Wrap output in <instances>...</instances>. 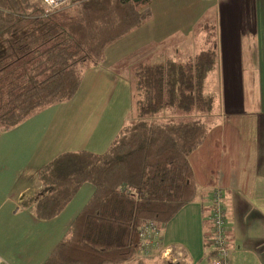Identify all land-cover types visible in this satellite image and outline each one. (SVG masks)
Here are the masks:
<instances>
[{"label": "trees", "instance_id": "obj_1", "mask_svg": "<svg viewBox=\"0 0 264 264\" xmlns=\"http://www.w3.org/2000/svg\"><path fill=\"white\" fill-rule=\"evenodd\" d=\"M150 4L73 0L48 14L37 0H0V133L71 100L110 46L150 21ZM199 30L201 48L187 58L175 56L177 46L152 49L158 64L132 54L133 113L106 152L63 153L38 172L42 189L20 207L41 220L58 215L83 184L94 188L46 264L140 261L134 256L144 221L162 229L196 199L188 157L215 124V94L206 88L217 66L214 16Z\"/></svg>", "mask_w": 264, "mask_h": 264}, {"label": "crops", "instance_id": "obj_2", "mask_svg": "<svg viewBox=\"0 0 264 264\" xmlns=\"http://www.w3.org/2000/svg\"><path fill=\"white\" fill-rule=\"evenodd\" d=\"M157 3V10H164L151 11L149 23L156 25V37L145 44L177 46L176 55L183 58L180 47L189 51L198 39L190 30L194 17L210 13L216 25L217 66L206 80L208 92L215 93V124L188 157L198 195L161 229L163 249L152 257L159 264L208 263L210 191L220 188L232 262L264 264V0H189L188 11L172 0ZM202 40L201 34L200 48ZM125 77L120 69L117 75L105 57L102 65L84 73L75 94L87 97L85 104L66 112L72 98L0 133V264H46L91 199L94 188L85 183L52 219L41 220L20 207L38 188L40 169L57 156L106 152L133 113ZM246 81L252 82L251 105L246 103ZM94 100L98 110L88 105ZM165 249L172 251L173 262L161 259Z\"/></svg>", "mask_w": 264, "mask_h": 264}, {"label": "rangeland", "instance_id": "obj_3", "mask_svg": "<svg viewBox=\"0 0 264 264\" xmlns=\"http://www.w3.org/2000/svg\"><path fill=\"white\" fill-rule=\"evenodd\" d=\"M158 1L159 0H154L153 3L151 2L152 4L149 6L151 11L152 10L159 11V10H157V6H158L157 2ZM188 2H189V0H181V1H177V2H175V0H172L171 4L174 5L175 3H177V6H179L183 11H188V10H190V8L188 6ZM38 4L40 5L39 0H38ZM71 4H72V2L67 4V6H69ZM67 6L61 7L57 11L64 9ZM199 7H200V5L198 3L196 8H198V10H199L200 9ZM172 8L171 9H165V10L172 12ZM163 10H164V8L161 10V12ZM151 19H152V16H151ZM193 21L194 22L191 24L190 30H191V32H193V34L195 33V35H196L195 37L198 39L194 40L195 45L189 51H184V50H182V47H180L181 53L184 56V58H187L189 55H192L193 52L197 53L199 51V49H200L199 44L201 43V33L199 30V27L202 23H205L206 15L201 17L198 14V16L194 17ZM149 22L150 21H147L146 24L143 25L141 28H139V30H137L135 33H132L131 35H128L127 37H124L123 39L118 41L116 44H114L115 47H113L114 46L113 45L112 46L113 48L110 47L112 49L109 48L105 52V57L107 58L108 64H111V66L114 67V72H116V73H117V71L119 73V69L122 70L124 72V74L126 75V77H125L126 80L130 79L129 78L130 73L128 70V68H129L128 64L129 63L132 64L134 62V56L132 54H135L136 58H144L147 61L151 60V64H158L157 59L160 57V55H158L157 51L152 50L157 46V44H154L151 47L149 45L145 44L152 37L153 38L156 37V31H154V28H156V25L154 26L153 23H149ZM184 42L185 41H183L181 43H184ZM135 48H136L137 52L130 53ZM169 48H171V47H169ZM175 56L179 59L181 57V54H178ZM113 59H119V61L117 63L112 64ZM217 75H218V73H217ZM218 78H219V75H218ZM245 89H246V93H247L246 103L248 105H251V102H252V97H251V95H252V82L251 81L245 82ZM215 92L217 95L218 87L215 89ZM72 98H73L72 101L69 104H67V106L64 108V109H66V112H70L71 109H74L76 107V105H78L80 103L85 104L84 102L87 99V97L83 98L81 94L75 95V97H72ZM216 99H217V97H216ZM88 105H93V106H95L96 110H98V106H99L98 101L94 100L92 103H90ZM214 105H216V104H214ZM127 122H128V120H127ZM127 122H126L125 126L128 125ZM40 189H42V185H40V183L38 182V188L33 190V191H30L29 194L27 195V197L33 195L35 192H37ZM210 202H211V200H210ZM224 208H225V203H224ZM146 221H152V220H145L144 222H146ZM152 223L154 224L155 227L160 229L155 222H152ZM139 229H141V227H139ZM160 231H161V229H160ZM138 245H139V238H138ZM152 255H153V253L146 256V257H143L141 254H138V250H137L136 255L134 256V260H140V261H134V262H131L128 264H137V263L159 264L158 260L156 259L157 257L153 258ZM232 264H234V262H232Z\"/></svg>", "mask_w": 264, "mask_h": 264}, {"label": "built area", "instance_id": "obj_4", "mask_svg": "<svg viewBox=\"0 0 264 264\" xmlns=\"http://www.w3.org/2000/svg\"><path fill=\"white\" fill-rule=\"evenodd\" d=\"M38 1V0H37ZM73 0H39L40 6L45 13H52L67 6ZM211 206L208 211L207 221L209 230L206 233V239L212 248L209 253L207 264H232L231 251L226 229V211L224 208L225 198L220 188H213L210 191ZM143 226V227H142ZM138 231L139 248L138 254L146 257L155 254L163 249L162 233L160 229L154 226L152 221H146ZM172 251L165 249L162 251L161 259L173 262L170 256Z\"/></svg>", "mask_w": 264, "mask_h": 264}]
</instances>
